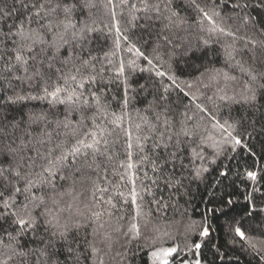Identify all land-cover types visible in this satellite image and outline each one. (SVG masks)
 <instances>
[{
  "label": "snow or ice",
  "instance_id": "snow-or-ice-1",
  "mask_svg": "<svg viewBox=\"0 0 264 264\" xmlns=\"http://www.w3.org/2000/svg\"><path fill=\"white\" fill-rule=\"evenodd\" d=\"M139 7L0 0V264H216L237 243L264 264V168L244 204L219 190L231 169L210 168L264 135V0H189L191 21L174 0Z\"/></svg>",
  "mask_w": 264,
  "mask_h": 264
},
{
  "label": "trees",
  "instance_id": "trees-1",
  "mask_svg": "<svg viewBox=\"0 0 264 264\" xmlns=\"http://www.w3.org/2000/svg\"><path fill=\"white\" fill-rule=\"evenodd\" d=\"M118 9L117 11H124L125 16L128 15L130 11H135L130 8L132 4H136L137 7L139 8V11H135V15L137 16H143V9L139 7V0H128L127 4L120 6L119 5V0H116ZM189 3V0H174V6H177L182 9L181 14L185 15L189 18V20H193L196 17L195 11L192 9H188L187 11H184V7ZM101 6H102V0H101ZM106 11V10H104ZM143 20L139 23H142ZM123 23V21H122ZM126 26V25H125ZM189 32L192 33L191 35V41L193 45H196L197 40V31L195 28V25L188 29ZM135 35H140L141 29L137 27L136 29L133 30ZM222 41L227 40L225 37H220ZM143 50V46H142ZM150 50V48H149ZM213 51H220L219 45L214 46ZM199 57V52H197V56L193 57L192 60L189 62L191 65L194 66H199L202 63L206 61H202ZM129 59L135 58V53H131L128 57ZM218 64L222 63V53L219 57H213ZM138 63L141 65V67L147 68L148 65L146 62H144L142 59L138 61ZM191 73L192 75H197L195 72L194 67H188V68H179L178 69V75H181V79H185L188 74ZM141 76H147V73H141L139 74ZM143 83V80L141 79L140 81ZM118 83V82H117ZM116 89H113L115 91ZM187 103V101H185ZM194 103H199V101H196ZM137 107H143V105H136ZM194 106V105H193ZM217 139H219V134H217ZM246 142H249V146L251 147L252 145H255L253 148V151L255 152V156H252L248 153L247 149H240L237 148L236 151L234 152H229L228 156L229 158L225 159L223 156L220 157L219 160H217V163L215 165H210V168L215 169V170H220L224 166H228L231 169V174L229 176V180L225 181L224 185L221 186L219 189L220 191H224L225 189L227 191H235L236 195L233 196L234 200H239L240 204H244L245 201H243L242 197L240 196V193H242L245 188L248 185L253 184L254 182L249 180L246 176L247 171H259L260 169L264 168V149L261 148V143L264 142V135L259 136V137H254L250 141H248V137L246 136L245 138ZM208 152H211V149L207 150ZM123 158V157H121ZM212 171L211 175L208 177L209 180H214L217 177V171ZM237 174H239V178H237ZM149 175H151V172H149ZM235 181V185L233 186L230 182ZM257 180L259 183L256 184V187L260 188V192L256 193L257 197H261V194L264 193V178H261L260 176L257 177ZM115 182V180H114ZM205 185H201L199 190L197 191L196 185H193V196L194 198L191 201V204L189 205H184L185 207L188 208L189 214L191 215L192 219L199 221L200 220V214L205 208V202L207 201L208 197L204 192ZM113 198H116V193L113 192L111 193ZM166 197V193H164ZM181 204H183V201H181ZM258 206L264 207V205H260L258 201ZM155 216L156 214L153 213ZM167 216V221L171 222L173 220H179V214L175 213L174 210L169 209L168 213L166 214ZM220 214L219 212L215 213V217H219ZM213 218V225L215 226L218 222H222L223 218H220V221H217ZM259 221H257L258 223ZM165 223L164 221H161V224ZM218 233V229H217ZM7 243V241H5ZM227 256L224 261H216V264H256V260L254 259L253 255L248 252L245 248H242L239 243H237L235 246L228 244L227 245ZM225 249L221 248V252H224ZM209 259L212 258V252L207 253ZM62 261H64V264H67V261L65 260L64 256L61 257ZM105 264H116L115 260H109L106 259ZM130 264H151L150 258L146 255H144L143 252L138 253L134 259L130 260Z\"/></svg>",
  "mask_w": 264,
  "mask_h": 264
}]
</instances>
